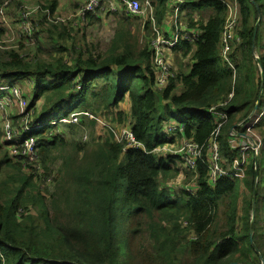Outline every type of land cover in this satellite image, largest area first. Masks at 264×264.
Instances as JSON below:
<instances>
[{
	"label": "trees",
	"instance_id": "1",
	"mask_svg": "<svg viewBox=\"0 0 264 264\" xmlns=\"http://www.w3.org/2000/svg\"><path fill=\"white\" fill-rule=\"evenodd\" d=\"M167 1L152 0L159 22ZM236 2L234 32L240 39L231 42V67L222 54L228 7L223 0H184L182 7L207 12L208 17L204 22L188 16V29L199 30V38L180 39L169 49L194 63L188 71L172 70L165 87L157 81L151 23H142L146 43L139 47V38L131 30V18L136 16L130 13L118 21L104 51L89 46L80 34L81 26L76 31L70 25L75 18L56 22L44 18L46 35L32 34L37 39L34 52L24 47L0 50V86L27 84L30 95H23L32 111L30 125H41L18 138L35 140L38 161L34 164L25 155L12 156V148L19 143L4 141L0 129L2 141L9 146L0 158V264H264L260 231L264 226L260 219L264 214V148L256 164L253 160L250 176L248 170L245 184L250 193L241 205V182L222 176L212 183L202 162L196 171L186 169V182L194 181L195 188L183 186L176 194L173 188L162 187L161 182L167 183L181 166H176V156L153 152L183 139L207 140L216 127L209 108L227 100L232 91L234 97L224 109L229 108L231 126L236 114L240 116L235 124L251 114L259 97L258 110H263L264 77L254 51L264 47V0ZM95 12L76 17L84 24ZM29 52L33 59L27 57ZM45 53L47 57L41 55ZM258 57L264 71V54ZM125 103L130 105L128 113L121 109ZM80 108L96 116L114 115L118 124H126L127 119L144 149L125 148L111 134L101 141L76 142L73 150L63 154L53 190L47 195L41 184H51L55 148L64 144L66 132H58L57 124L44 123L45 118L54 112L68 117L84 110ZM9 113L14 127L21 130V117L12 109ZM81 118L79 124L68 125H96V120ZM256 128L264 142V116ZM220 143L227 166L238 150ZM261 193L263 203L258 210Z\"/></svg>",
	"mask_w": 264,
	"mask_h": 264
},
{
	"label": "built area",
	"instance_id": "2",
	"mask_svg": "<svg viewBox=\"0 0 264 264\" xmlns=\"http://www.w3.org/2000/svg\"><path fill=\"white\" fill-rule=\"evenodd\" d=\"M174 20H173V31L170 37L166 38L164 36L163 28L158 22L155 16V7L152 4V0H86L85 4L78 9L77 15L79 17H84L88 12H95L98 10L103 2L107 3V7L110 11H118L121 6H124L126 11L133 16L139 17L145 23L147 20L151 23L153 28V33L155 39L153 40L154 49V63L159 70L157 81L159 85L168 83L169 77L171 76V67L169 61L167 60L164 49L172 48L178 44L180 39L189 38L192 41H196L200 36L199 30H189L188 25L182 20L181 8L184 4V0H174ZM224 4L228 7V17L224 27L222 44L224 47V61L233 67L230 60L231 53V42L237 38L234 28L237 23L238 18V4L236 0H223ZM7 2L2 6L1 11H4V7ZM40 8L37 6L35 9ZM31 13L30 11H25L24 14ZM24 27L28 32L31 40L32 38V26L29 21V17H25ZM60 20V19H57ZM5 40L0 39V43H4ZM165 87V86H164ZM6 93L0 97V111L3 114H7L9 118L3 119V138L4 141L15 143L12 148V156L21 158L25 155L29 160L31 156L34 157L35 163L38 161V150L36 147V142L34 139L25 138L24 140H18L16 136L21 137L23 133L35 131L41 128L40 124L31 126L30 119L32 111L27 108V100L24 98L22 90L18 85H3L0 86V93ZM234 97V92L232 91L228 99L216 104L209 108V112L213 115L216 122V127L211 133L210 137L203 143H198L193 140L183 139L182 141L175 144L165 145L163 147H158L153 150V152H164L166 155H172L177 157V162H180L181 167L189 171H196L198 162H202L207 166L208 175L210 181L215 183L218 178L225 176L230 180L244 181L248 176V170L250 168L251 162L254 159L257 160V156L264 148V142L262 135L257 131V125L260 123L264 116L263 110H257L252 112L248 117L239 121L236 126L230 129V137L228 138L231 150H238V155L231 159L227 166H225L227 160H224L221 155V134L225 125L229 121V108L224 110ZM18 108L21 110L19 115L21 116L22 122L20 128L14 127L13 120L10 116V109ZM2 114V115H3ZM82 116H87L90 119L100 122L108 134L113 136L116 142L125 145V148L134 149H144V145L139 142L134 136L131 128L129 126H123L120 129H114L111 126L102 123L101 120L96 115L90 111H75L72 112L68 117H61L56 120H49V124L62 123H77ZM3 118V117H2ZM175 129V128H174ZM21 142H23L21 144ZM18 146V147H17ZM257 181V179H256Z\"/></svg>",
	"mask_w": 264,
	"mask_h": 264
},
{
	"label": "rangeland",
	"instance_id": "3",
	"mask_svg": "<svg viewBox=\"0 0 264 264\" xmlns=\"http://www.w3.org/2000/svg\"><path fill=\"white\" fill-rule=\"evenodd\" d=\"M0 2H1V0H0ZM79 4L77 2L73 6L74 8L72 7V8H70V10H67V11L68 12H74V10L75 11H76V9L78 10L79 8H81L83 6V5L79 6ZM38 5L41 6L40 4H38ZM38 5H36V6H38ZM41 8H42V6H41ZM8 10H6L7 14H8ZM16 10H17V7L16 6H12L11 9H10V12L14 15ZM0 11H1V8H0ZM24 12H25V9L21 10V7H20V18L21 19L23 18L21 16H22V14ZM31 15H32L31 13H28V14H24L23 16L24 17H30L29 20L31 21L32 17H33ZM200 15H201V17H207L208 13L205 12V14H200ZM8 16H9V14H8ZM9 19H10L11 24L13 25V33L10 35L11 37H5L4 36V37L0 38L2 40H5L4 43H0V50H7V49H10V48L16 49V50H21V48L24 47V49H30L31 51H33V50L35 51L34 48L36 46L37 39H33L31 43H26L24 41V38H20L19 36H17V32H18L19 28H16L14 26V21H13V20H16V18L14 17V19H11L10 16H9ZM132 19H133L132 20L133 25L131 26V30L135 31L134 34H135V36H137L139 38V47H141V46H143L146 43L144 38H143V36H142V32H141L143 20L141 18H139V17H132ZM118 21L119 20L117 18L115 20H110L108 22L107 28H104L101 25L97 26L96 24H91L90 26H88L87 29L85 28V30H84V24H83L81 26L82 30H81L80 34L82 36H85V40L89 44L90 47H94L96 49H100L101 51H104L110 44L109 42L111 40V34L115 31V28H113L112 25H113V23H118ZM20 22L22 24L21 25V29H22V26H23V23H24V18ZM70 25L74 26V29L76 31H77V28H79L78 26L73 25V22ZM39 31L44 32V31L41 30L40 27H39ZM72 33L75 34V32H73V31H72ZM262 33L264 35V26L262 27ZM239 39H236V40L239 41ZM20 41H23V43L19 46L18 42H20ZM82 41L84 42V38L82 39ZM230 47H231V50H232L233 49L232 43H231ZM254 52H257L259 55H262L264 53V47H258L257 49H255ZM261 52H263V53H261ZM167 53H168V49L165 50V55H166L167 60L169 61V58L167 57ZM172 53H173V55L171 57L172 64L179 65V66H181V68H184V69L189 68L190 61H191L190 57H187V58L183 57L182 53H180V52L179 53L172 52ZM257 53H255L256 57L259 56ZM222 54L224 55L223 44H222ZM41 55H43V57H47L48 53L41 54ZM27 57L30 58V59H33L34 55H31V52H29L27 54ZM169 64H170V62H169ZM170 67H171V71L172 70L175 71V69H173V65L171 66V64H170ZM259 71L261 72V70H259ZM17 85H20L19 87L22 90V93L25 92L28 95V86L26 84H17ZM166 85H167V82L165 84H163V85H160V87H164ZM255 89H256V87L253 88V91H255ZM122 108L123 109H128V106L122 105ZM81 109H84V108H80L78 110H81ZM12 112L14 114H16V115H19L21 110L18 109V108H13ZM57 115H58L57 112L52 113L50 116L45 118L44 123L48 122L49 120H54L56 118L58 119V118L63 117V116L60 117V116H57ZM2 117H3V119L4 118H9V116L6 113L3 114L0 117V129L3 127V119H2ZM98 117H101L99 119L101 120L102 123H105V124L111 126L114 129H120L123 126H129L128 125L129 121L127 119L125 121L126 124H118L115 120L112 119V118H115L114 115H110V114H107V113H104V112L101 113V114H98ZM81 119L82 118H80V120L78 121L79 123L81 122ZM21 122H22V120L19 121L20 124H21ZM77 123H75V124H77ZM68 124L69 123H62V122L57 123V125H58L57 131L60 132V130H64L66 132V135H65V138L62 141V142H64V144L60 145L57 148H55V153L57 154L56 159H55V163H54L55 166H53V168L55 170L54 171L55 175L51 178V184H44V183L41 184V189L45 190V193L47 195H48L50 190H53V180L55 179L56 174L58 172V169L61 166L62 156H63L64 153H66L67 151L73 150L74 149V145H75L76 142H84L86 144V143L91 142L92 140L101 141L104 138L108 137V135H109L108 132L105 130L106 127H104L98 121H96V125L93 128H90V127L80 128L79 126H76L74 128V127H70V125H68ZM168 125L169 124H167V126ZM169 127H170V125H169ZM230 127H231V123H229V124L227 123L225 125V128L223 129V131H224L223 134H222L223 135V140H221V142H223V146L224 147H227V143L229 145L228 132H229ZM173 128H176V127L173 126ZM16 137H17V139L19 138L18 136H16ZM0 146H1L0 147V158H1L3 156V154H4V152L7 149H9V146L7 145V143L2 141L1 136H0ZM158 154L160 156H163V157L168 156V155H166V153H164L162 151L158 152ZM29 161H30V163L34 164L35 163L34 157L31 156ZM178 165H180V162L176 163L177 167H179ZM252 166H253V162H251V165H250V168H249V176L252 173ZM186 176H187V170L184 169L183 167H179V172H178L177 175H175L173 178H171L167 183H166V181H162L161 182L162 187H164V188H170L171 187V188L174 189V192L177 194L183 186H189L190 183L186 182ZM249 193L250 192L246 193V190L242 189L243 196L249 195ZM262 198H263V193H261V197H260L259 201L257 202L258 210H259V207L262 206V203H263ZM262 213H264V211ZM251 215H252V212H251ZM260 219L264 220V214L260 217ZM222 220H223V218H222ZM222 223H223V221H222ZM260 231L263 232V237H264V226L260 227Z\"/></svg>",
	"mask_w": 264,
	"mask_h": 264
},
{
	"label": "crops",
	"instance_id": "4",
	"mask_svg": "<svg viewBox=\"0 0 264 264\" xmlns=\"http://www.w3.org/2000/svg\"><path fill=\"white\" fill-rule=\"evenodd\" d=\"M5 1L8 2V7H7V9H4L3 12L0 11V27L4 31V35H2V37H4V36L5 37H11L10 35L13 33V25L11 24L10 19H9V16H10L11 19H14V17L16 18V20H13V21H14V26L16 28H19L18 32H17V36H19L20 38H24V41L26 43L32 42L28 32L26 31V29L24 27V23H23V26L21 29L22 24L20 21L23 20V18L25 21L26 18L23 16L25 12L21 16L23 18L22 19L20 18V7H21V10L25 9V11L31 12V14H32L31 16H33V17H32V20L31 21L29 20V21L31 23L33 32H35V31L41 32V31H39V27L43 31L42 23L44 22V18H47L49 21H53V22L58 21L57 19L65 20L68 18H75L74 20H72L73 25H75V26H82L83 25L80 22L81 20L78 19V17H76V16H78L77 15V11H78L77 9H76V11L74 10V12H68L67 10H70V8H72L77 2H78V4L80 3L79 6L85 4L86 0H3V2H5ZM38 4H41L42 6L46 7V9H44L43 7L41 8V6H40V8L35 9L37 7L36 5H38ZM12 6L17 7V10H16L14 15L10 12V9ZM174 7H175V1L174 0H168L167 4H166L165 16H164L163 20H161V22H160L161 27L163 28L164 34L168 37H170V35L172 34V31H173ZM0 8L2 9V4H0ZM6 10H8L9 16H8ZM190 14L193 15V18L195 21H197V20L201 21V19H204L203 21L205 22L207 20V17H208V15H207V17H201V15H200L201 13H199L198 11L193 12L190 7L183 6L181 8V15H182V20L185 24H187V19H188V16ZM202 14H205V12H202ZM127 15H128V12L126 11L124 6H121L118 11L112 12L108 9L107 3L103 2L101 7L99 8V10H97V12H95V14H90L86 19H84V30H85V28L87 29L88 26H90L91 24H96L97 26L101 25L104 28H107L108 22L110 20H115L116 18L118 20H120L122 17H127ZM132 20L133 19L131 18V21ZM64 22L66 23L68 21H64ZM117 24L118 23H113V25H112L113 28L116 29L118 26ZM115 31L111 34V40L115 34ZM33 32H32V34H33ZM41 33L46 35L45 32H41ZM111 40H110V42H111ZM43 42L46 43V40L43 39ZM22 43H23V41H20V42H18V45L20 46ZM171 49H169L168 53H167V57L169 58V62L171 64V66L173 65V69H175V72L184 69V68H181V66H179V65L172 64L171 57H172L173 53H172ZM174 53H178V52H174ZM261 53H263V52H261ZM193 63H194V61L191 60L189 67L192 66ZM185 70L188 71L189 68H187ZM20 84H25V83L22 82ZM23 93H25V92H23ZM29 95H30V90L28 88V96ZM262 95H264L263 90H262ZM124 105L128 106V109H123L122 107H121V109H123L126 113H128L130 110V105L128 103H125ZM239 116H240L239 114H236V117H235L234 121L232 122V126L235 124V121L239 120V119H237V118H239ZM232 126H231V128H232ZM234 126H236V124ZM260 155H261V152L257 156V159H258V157H260ZM254 161H256V159H254ZM255 164H256V162H255ZM263 164H264V160H263ZM189 185H191L195 188V182L194 181H190ZM242 189H245L246 193L250 192L248 187L245 184V180L241 181L240 204L242 203V198L244 197L242 194Z\"/></svg>",
	"mask_w": 264,
	"mask_h": 264
},
{
	"label": "water",
	"instance_id": "5",
	"mask_svg": "<svg viewBox=\"0 0 264 264\" xmlns=\"http://www.w3.org/2000/svg\"><path fill=\"white\" fill-rule=\"evenodd\" d=\"M259 25H260V20L257 21V23L255 25V28H254V35H253V45L254 46H255V42H256V36H257V33H258ZM257 60H258L259 66H260L261 75L264 77V71H263V68H262V62L260 61L258 56H257ZM259 104H260V97H259V99L256 102V105L254 107L253 112L258 110ZM256 163H257V161H256ZM256 195H257V190L255 189L254 192H253V197H252V200H253V213H252V215L253 216H252V223H251V229H250L251 241L253 239V233H254V229H255V221L253 219H254V212H255V205H256ZM260 256L262 257V255H260ZM235 264H240V263H235Z\"/></svg>",
	"mask_w": 264,
	"mask_h": 264
}]
</instances>
